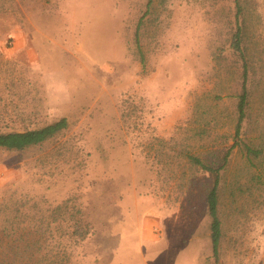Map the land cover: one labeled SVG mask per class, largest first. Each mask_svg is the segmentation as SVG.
<instances>
[{
  "label": "rangeland",
  "instance_id": "obj_1",
  "mask_svg": "<svg viewBox=\"0 0 264 264\" xmlns=\"http://www.w3.org/2000/svg\"><path fill=\"white\" fill-rule=\"evenodd\" d=\"M240 1L248 48L264 50V0ZM234 13L233 0H0V132L68 123L40 146L0 150V228L4 207L13 217L16 205H61L64 216L46 221L71 243V264H176L174 247L154 242V222L171 220L186 254L206 264L207 180L182 159L233 134ZM260 160L250 170L235 149L223 172L219 264H264ZM76 224L92 235L68 239Z\"/></svg>",
  "mask_w": 264,
  "mask_h": 264
},
{
  "label": "trees",
  "instance_id": "obj_2",
  "mask_svg": "<svg viewBox=\"0 0 264 264\" xmlns=\"http://www.w3.org/2000/svg\"><path fill=\"white\" fill-rule=\"evenodd\" d=\"M233 3L234 23L227 52L234 59V71L236 70L238 74L239 85L235 87V92L228 96L232 99L228 101L232 106L225 107L227 127L230 126L233 134L231 136H226L225 133L219 134L220 143L216 148L211 147L214 150H204L206 157L204 154L188 152L182 159L188 169L206 176L205 207L210 219V240L216 261L220 239L219 190L223 172L235 149L245 158L250 170L259 168L263 163L260 158L264 155V50L248 48L245 8L240 0H233ZM223 60H226V57ZM226 66L228 67L227 64ZM215 97L216 101L221 100L218 95ZM256 100L260 101V105L257 114H254L251 105ZM205 114H211L210 110L206 112L204 109L200 112L202 122ZM67 127V120L61 118L36 129L0 132V150L21 152L40 146ZM251 130L257 132V137L248 134ZM196 134L202 137L206 135V131L200 128L196 130ZM260 179V175L251 173L248 183H260ZM233 185L236 190H241L239 184ZM249 188L247 191H250ZM1 210L4 220L0 228V251L2 250L0 264H71V243L56 240L54 233L57 228L52 226L55 221L51 224L46 221L48 217L55 219L62 214L64 216L63 206L58 205L50 210L37 208L35 213L31 214V210L25 205H16L13 217L9 213V208L4 207ZM10 219L11 223L7 224ZM90 235L92 228L89 224H76L68 234V239H75V243L76 241L80 243Z\"/></svg>",
  "mask_w": 264,
  "mask_h": 264
},
{
  "label": "crops",
  "instance_id": "obj_3",
  "mask_svg": "<svg viewBox=\"0 0 264 264\" xmlns=\"http://www.w3.org/2000/svg\"><path fill=\"white\" fill-rule=\"evenodd\" d=\"M156 224L154 222V227L157 231V235L154 236V242L171 244L172 247H174L173 252L176 253V259H177L176 264H195L194 262L195 258L192 259V256L190 254H186L185 249L183 248V245L180 244L182 242L176 241V239L180 237L181 233L185 230V229H180V227L182 226L180 222H173L171 220H166V221H158ZM205 237L210 244V250H211L210 256L206 255L207 257L205 258L206 264H208V261H211V263L213 264H219V260H220L219 250H220L221 241L223 238L221 220H220V239H219V244H218L217 261L213 257V253H212L211 240H210V222H209L208 230L206 232ZM175 244H180L181 246L176 249Z\"/></svg>",
  "mask_w": 264,
  "mask_h": 264
}]
</instances>
